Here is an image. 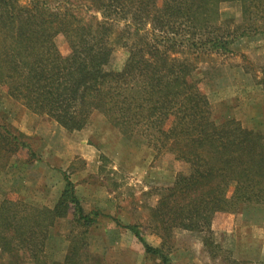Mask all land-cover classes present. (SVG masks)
Wrapping results in <instances>:
<instances>
[{
  "label": "trees",
  "instance_id": "obj_1",
  "mask_svg": "<svg viewBox=\"0 0 264 264\" xmlns=\"http://www.w3.org/2000/svg\"><path fill=\"white\" fill-rule=\"evenodd\" d=\"M85 1L89 7L78 6L101 15L95 29L84 26L73 11L49 7L47 0H32L18 15L5 2L0 30L5 24L8 31L0 38V86L6 85L11 96L68 131L83 129L99 110L121 133L137 130L155 150L187 164V174L176 177L155 209L165 231L209 235L216 213L264 206V137L235 120L216 122L207 97L191 79L189 64L177 57L185 52L230 53L238 40L264 34V0ZM225 2L241 4L244 25L231 30L217 25ZM114 21L124 23L118 39L111 38ZM58 34L67 39L66 57L54 43ZM119 40L129 49V57L120 71H108L112 43ZM261 72L264 89V68ZM170 119L172 126L165 130ZM0 142L3 154L31 152L6 125H0ZM171 203L176 208H170ZM69 215L85 228L84 235L100 213L84 211L67 177L52 208L5 199L0 203V242L7 248L18 239L31 264H44L41 256L49 229ZM128 229L146 254L172 264L161 247L149 246L135 228ZM1 248L2 244V256ZM73 249L75 255L78 248Z\"/></svg>",
  "mask_w": 264,
  "mask_h": 264
},
{
  "label": "rangeland",
  "instance_id": "obj_2",
  "mask_svg": "<svg viewBox=\"0 0 264 264\" xmlns=\"http://www.w3.org/2000/svg\"><path fill=\"white\" fill-rule=\"evenodd\" d=\"M31 1L0 0V10L9 2L13 14L18 15ZM46 3L63 12L73 11L84 26L95 29L102 22L100 13L85 10L89 7L85 0ZM218 15L217 25L222 28L231 30L245 24L239 2L222 3ZM110 24L111 38L118 39L124 23ZM1 29L3 39L8 28L3 24ZM54 43L63 57L68 56L63 34H58ZM128 57L129 49L120 40L112 43L106 69L120 71ZM177 57L189 64L191 79L207 97L216 122L235 120L243 129L264 137V89L260 84L264 34L238 40L230 53L185 52ZM5 86H0V125L28 143L31 152L21 149L12 155L0 150V203L7 199L52 208L67 177L84 211L100 213L84 235L85 228L71 215L57 219L49 229L41 256L44 264H163L158 256L145 253L130 227L149 246L161 247L172 264H264V206L216 213L209 235L205 231H165L155 209L176 177L187 174V164L167 151L155 150L137 130L121 133L99 110L93 111L83 129L68 131L50 116L26 107ZM170 126L171 119L165 123V130ZM10 242L7 248L0 242V264H31L25 245L18 239ZM73 247L78 248L75 255Z\"/></svg>",
  "mask_w": 264,
  "mask_h": 264
}]
</instances>
